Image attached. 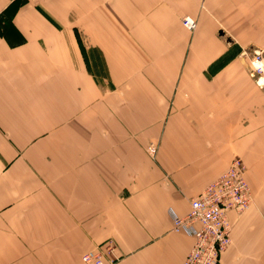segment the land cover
Returning <instances> with one entry per match:
<instances>
[{
  "label": "crops",
  "instance_id": "0c3cea01",
  "mask_svg": "<svg viewBox=\"0 0 264 264\" xmlns=\"http://www.w3.org/2000/svg\"><path fill=\"white\" fill-rule=\"evenodd\" d=\"M252 48L264 0H0V264H85L105 243L111 264H180L192 239L169 213L235 156L260 198ZM244 217L226 213L218 264H264Z\"/></svg>",
  "mask_w": 264,
  "mask_h": 264
},
{
  "label": "built area",
  "instance_id": "2783aa9c",
  "mask_svg": "<svg viewBox=\"0 0 264 264\" xmlns=\"http://www.w3.org/2000/svg\"><path fill=\"white\" fill-rule=\"evenodd\" d=\"M181 24L188 30L195 28V21L181 18ZM253 77L254 84L264 89V50L252 48L243 50ZM153 152L152 145L147 146ZM246 166L239 157H232L226 168L200 193L189 199L188 210L183 215L169 213L170 229L191 237L192 244L180 264H218L222 251L230 244L228 211L242 213L252 201V193L245 179ZM113 245L105 243L100 249L81 254L85 264H111Z\"/></svg>",
  "mask_w": 264,
  "mask_h": 264
},
{
  "label": "rangeland",
  "instance_id": "374dc122",
  "mask_svg": "<svg viewBox=\"0 0 264 264\" xmlns=\"http://www.w3.org/2000/svg\"><path fill=\"white\" fill-rule=\"evenodd\" d=\"M103 74L104 72L101 70L98 73V75ZM149 145H152L155 148L154 143H149L147 146ZM147 146L145 148L146 153L148 154V156L154 157L155 150L154 153L148 152ZM255 186L256 188H258V191H260V198H255L254 193H252V201L250 205L242 213H240L241 217L245 215V217L240 222H243L244 224L248 225H259L260 228L256 229L252 227L250 232L245 230L240 232L239 235L247 236L248 240H251L253 238H259L260 240L264 241V182Z\"/></svg>",
  "mask_w": 264,
  "mask_h": 264
}]
</instances>
